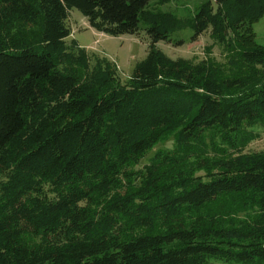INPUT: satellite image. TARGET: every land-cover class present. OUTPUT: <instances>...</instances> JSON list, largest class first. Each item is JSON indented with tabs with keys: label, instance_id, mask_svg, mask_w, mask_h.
Masks as SVG:
<instances>
[{
	"label": "trees",
	"instance_id": "1",
	"mask_svg": "<svg viewBox=\"0 0 264 264\" xmlns=\"http://www.w3.org/2000/svg\"><path fill=\"white\" fill-rule=\"evenodd\" d=\"M152 1L0 0V264H264V151L240 154L264 83L156 47L190 26L264 77V45L235 40L263 0L207 1L191 20ZM72 9L111 36L144 26L126 81L68 41Z\"/></svg>",
	"mask_w": 264,
	"mask_h": 264
},
{
	"label": "rangeland",
	"instance_id": "2",
	"mask_svg": "<svg viewBox=\"0 0 264 264\" xmlns=\"http://www.w3.org/2000/svg\"><path fill=\"white\" fill-rule=\"evenodd\" d=\"M215 4L216 0H169L158 8L164 12H171L180 20H191L199 7L207 2ZM153 0L152 3H155ZM69 27L71 34L69 40H76L78 44L84 47L89 54H96L99 57H105L116 65L117 71L122 81H126L132 74L135 65L144 59L148 50V39L144 32V26L140 25L137 34H123L111 36L105 33L97 32L92 29L85 17L77 10L72 9L69 13ZM193 29L190 26L173 30L168 35V41H159L156 47L168 57L185 58L193 62L204 61L210 63L219 73L231 76L234 73L243 77L245 82L250 83V87L258 88L263 85V71L258 68L243 67L237 60V57L226 51L221 45L217 44L207 33L200 35L196 40L192 39ZM235 40L242 41L251 45H264V0L263 12L254 19L245 23L235 34ZM241 90L227 93V96H238ZM254 133V138L244 145L240 154H251L264 151V126L256 125L249 128ZM208 136V134H206ZM174 145L173 133L163 137L154 145L141 161L142 166L147 159L156 151L170 149ZM204 170L197 171L196 174H204ZM252 211L239 212L238 217H244L251 214ZM211 264H241L235 262H224L221 260L210 259Z\"/></svg>",
	"mask_w": 264,
	"mask_h": 264
}]
</instances>
